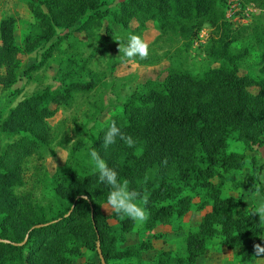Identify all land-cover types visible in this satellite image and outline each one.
I'll return each mask as SVG.
<instances>
[{
    "label": "trees",
    "instance_id": "trees-1",
    "mask_svg": "<svg viewBox=\"0 0 264 264\" xmlns=\"http://www.w3.org/2000/svg\"><path fill=\"white\" fill-rule=\"evenodd\" d=\"M243 1L264 11V0ZM25 5L33 22L22 45L15 42L16 17L0 20L1 88L8 90L16 83L23 56L41 50L40 60L24 70L26 75L57 55L61 59L53 77L56 86L47 85L19 100L4 118L0 113V133L11 137L0 147V264H72V257L81 256L84 250L94 249L98 255L97 242L107 263L136 256L149 247L146 242L137 247L116 246L112 226L101 210L110 188L98 181L92 165L67 170L49 192L45 174L36 177L44 169L46 156L54 155L51 147L58 139L48 119L61 107L72 105L76 96L89 95L104 82L105 74L92 65L105 48L93 47L92 41L76 33L88 40L103 30L102 38L108 40L113 34L111 24L127 29L133 22L129 33H142L149 21L158 34L149 44V56L134 60L138 64L157 63L163 44H188L208 27L206 53L218 66L192 73L172 63L162 82H151L147 90L132 92L121 102L120 112L99 129L88 151L97 150L121 179L130 181V188L150 194L145 207L152 225L166 224L195 205L198 210L206 209L197 229L184 238V257L171 260L168 252L160 251L150 264H195L215 235H221L228 248H239L244 261L248 260L251 253L242 246L243 240L259 237L264 230L262 221L251 215L252 207L241 205L239 197L224 196L220 182L223 172L241 169L247 161L244 153L226 151L231 134L248 150L264 145V80L238 74L248 50L233 46L249 37L264 43L258 37L264 24L232 28L224 18V0H26ZM89 46L86 55L77 53ZM260 71L264 73V53ZM253 84L259 86L256 93L248 90ZM103 109V98L93 99L84 116L95 119ZM113 120L137 141L135 146L118 139L108 149L103 147L104 133ZM73 132V142L68 144L60 137L58 146L72 151L84 147L85 125L75 122ZM32 158L37 163L35 178L25 188V166ZM251 161L249 180L253 184L255 179L259 182L262 166ZM198 190L202 196L194 204L185 192ZM46 193H50L48 198ZM112 216L121 233L132 229L130 218L114 211ZM26 235L23 245L12 244L22 242Z\"/></svg>",
    "mask_w": 264,
    "mask_h": 264
},
{
    "label": "rangeland",
    "instance_id": "rangeland-1",
    "mask_svg": "<svg viewBox=\"0 0 264 264\" xmlns=\"http://www.w3.org/2000/svg\"><path fill=\"white\" fill-rule=\"evenodd\" d=\"M26 0H0V20L3 17H16L15 25V42L17 45H22L25 34L29 31V23L33 22V17L25 5ZM225 2V0H224ZM250 7L249 22H262L264 24V11L255 6L253 2H245ZM232 27V23L227 21ZM247 24V25H248ZM113 29L112 36L106 40L102 38L103 30L100 31L99 37L86 39L83 33H76V36L82 40L92 41L90 45L93 47H103L104 51L95 57L92 67L98 72L105 74L103 85L101 84L97 91L89 95L76 96L75 101L68 107H61L59 111L48 122L56 129L58 139L53 143L51 150L54 155H47L43 164L42 170L38 176L47 179L46 189L48 192L52 188L54 182L59 180L67 170L75 168V166H91L88 147L92 140L97 137L99 129L108 123L110 117L121 110V102L130 96L132 92H144L147 90L151 82H162L172 63H176L183 68H187L192 73H200L210 67H217L218 64L213 58L208 57L206 50L210 39V29L202 28L200 32L193 38L190 43L175 41L174 43H165L160 48V57L157 63L153 64H138L137 62L129 61L127 63L121 61L119 53V41L121 44L127 43V38L130 34L140 35L148 44H150L158 34L153 22H148L147 28L142 33H129L134 23H130L127 29L120 24H111ZM233 28V27H232ZM203 31L202 35L199 34ZM258 37L264 39V29L258 34ZM103 39V40H102ZM118 40V41H117ZM65 44L62 48H65ZM235 49L246 48L248 56L239 64L238 74L262 78L264 73L260 71L261 56L264 53V43H258L253 37L247 38L243 42L233 44ZM90 46L85 50L81 49L77 53L86 55ZM168 50V53H164ZM41 50H36L27 56L22 57V66L18 70V79L16 83L8 90H4L0 86V113L4 118L8 111L21 99L27 97L35 91L43 89L47 85L56 86L57 83L53 77L57 69L58 62L61 56H55L50 59L46 66L30 71L27 75L24 70L31 64L37 63L40 60ZM164 54V55H162ZM248 90L256 93L259 90L257 84L248 86ZM102 97L104 101L103 112L95 119H89L84 116L87 111L88 102L93 99ZM85 125L86 132H83V137L86 145L79 150L72 151L71 148H61L58 146L60 137L67 139L70 144L73 142L74 123ZM11 137L4 133H0V147L3 142ZM227 152L244 153L247 156L246 164L238 170L223 172V179L220 182V188L224 196L231 195L239 197L241 205L244 207H255L256 199L253 196V190L249 177L252 174V161L255 160L258 166H262V172L259 177V182L264 180V145L255 146L252 150L246 149L243 142L236 138V134H231L227 140ZM73 154V155H72ZM80 164V165H79ZM37 163L34 158L26 163V185L25 188L31 186V181L35 178ZM33 174V175H32ZM216 181H218L216 179ZM38 199L41 193L35 191ZM193 197L194 204H197L201 199L202 192L200 190L186 191ZM46 198L50 193H46ZM46 199L44 200V202ZM107 202L102 204L101 210L107 216L109 224L112 226V234L115 236L118 248L137 247L141 243H148V248H142L137 252L136 256L125 259H109L107 264H126L127 262L150 264L159 257L160 251L168 252L171 260L179 256H185L184 238L188 232H193L197 229L200 219L206 209L198 210L196 205L189 212L181 217H173L168 223L151 224L148 221L142 225L134 223L129 232L121 233L117 219L112 216L113 211L109 208ZM208 209V208H207ZM264 228V221H262ZM261 244L264 246V230L257 238L245 237L242 246H247L251 256L248 260L239 253V248H228L221 235H215L208 239L205 252L197 259L198 264H264V257H258L254 253V245ZM72 264H101V261L94 249L84 250L81 256H73ZM171 264H174L173 262Z\"/></svg>",
    "mask_w": 264,
    "mask_h": 264
},
{
    "label": "clouds",
    "instance_id": "clouds-1",
    "mask_svg": "<svg viewBox=\"0 0 264 264\" xmlns=\"http://www.w3.org/2000/svg\"><path fill=\"white\" fill-rule=\"evenodd\" d=\"M118 41V40H117ZM119 53L122 62L133 61L136 58L144 60L149 56V44L137 34H130L126 44L119 41ZM122 140L128 147H133L137 143L133 137L126 135L115 120L108 126L103 137V147L108 149L111 145ZM92 164L93 174L98 175V181L109 186L110 191L107 196V211L110 208L116 214L124 215L130 218L137 225H142L150 218V213L145 207L149 202V193L138 191L129 187L128 179H121L118 172L110 167L100 153L92 149L89 153ZM261 183L264 180L255 183L252 186L253 196L256 199L255 207L251 209L252 216H258L260 221H264V195H261ZM254 253L258 257H264V246L254 245Z\"/></svg>",
    "mask_w": 264,
    "mask_h": 264
},
{
    "label": "built area",
    "instance_id": "built-area-1",
    "mask_svg": "<svg viewBox=\"0 0 264 264\" xmlns=\"http://www.w3.org/2000/svg\"><path fill=\"white\" fill-rule=\"evenodd\" d=\"M224 18L232 23L233 28L247 25L250 17V7L243 4L241 0H225ZM203 31L199 34L201 36Z\"/></svg>",
    "mask_w": 264,
    "mask_h": 264
},
{
    "label": "water",
    "instance_id": "water-1",
    "mask_svg": "<svg viewBox=\"0 0 264 264\" xmlns=\"http://www.w3.org/2000/svg\"><path fill=\"white\" fill-rule=\"evenodd\" d=\"M27 240V235L25 236L24 240L20 243H12L14 245H23ZM5 242H7L6 240H4ZM97 252H98V255H99V258H100V261H101V264H107L101 254V251H100V247H99V243L97 242Z\"/></svg>",
    "mask_w": 264,
    "mask_h": 264
},
{
    "label": "crops",
    "instance_id": "crops-1",
    "mask_svg": "<svg viewBox=\"0 0 264 264\" xmlns=\"http://www.w3.org/2000/svg\"><path fill=\"white\" fill-rule=\"evenodd\" d=\"M197 261H199V260H197ZM196 261V263L195 264H198V262Z\"/></svg>",
    "mask_w": 264,
    "mask_h": 264
}]
</instances>
